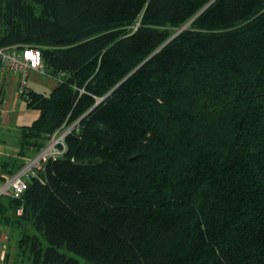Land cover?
Returning a JSON list of instances; mask_svg holds the SVG:
<instances>
[{
	"label": "trees",
	"instance_id": "16d2710c",
	"mask_svg": "<svg viewBox=\"0 0 264 264\" xmlns=\"http://www.w3.org/2000/svg\"><path fill=\"white\" fill-rule=\"evenodd\" d=\"M0 21V44L40 47L59 81L22 96L40 114L6 175L80 119L21 197H0L18 255L264 264V0H0Z\"/></svg>",
	"mask_w": 264,
	"mask_h": 264
},
{
	"label": "built area",
	"instance_id": "2783aa9c",
	"mask_svg": "<svg viewBox=\"0 0 264 264\" xmlns=\"http://www.w3.org/2000/svg\"><path fill=\"white\" fill-rule=\"evenodd\" d=\"M1 31V21H0ZM0 68L16 73L20 77V95H26L28 77L32 70L45 71L42 49L38 46H4L0 44ZM0 99V111H3ZM80 119L64 123L46 139L45 145L28 157L15 173L5 176L0 186V197H21L27 188L28 180L39 176L49 159L63 156L67 150L66 137L73 130H78ZM21 212V209H19Z\"/></svg>",
	"mask_w": 264,
	"mask_h": 264
},
{
	"label": "rangeland",
	"instance_id": "374dc122",
	"mask_svg": "<svg viewBox=\"0 0 264 264\" xmlns=\"http://www.w3.org/2000/svg\"><path fill=\"white\" fill-rule=\"evenodd\" d=\"M191 21L187 22L184 26L190 24ZM135 25L134 27H136ZM182 28H175L174 34L178 33ZM58 79L47 74L45 71L40 70H32L28 77V85L37 91L49 94L54 87L58 84ZM5 87L0 86V99L2 101L3 111H0V164L7 159V157L11 153H15L19 148V137H20V126L23 124L32 123L40 114L39 109L30 108L27 106L25 100L20 96V87L15 86L11 90V106H8V102L6 101V90L3 91ZM7 91L8 88H7ZM9 92H7V95ZM32 156V155H31ZM30 156V157H31ZM0 172H4L0 167ZM7 174L6 176H8ZM2 182H0L1 186ZM18 213V212H17ZM21 230L24 233V228H16L17 233L11 236L10 247L8 246L10 251V255L8 259H4L0 262V264H31L29 260L27 252H20L18 255L17 243L18 239L21 235ZM15 231V232H16ZM28 231H32L30 228ZM22 233V234H23ZM62 251L65 253L77 257L81 264H93L89 263L84 257L76 254L75 252L69 250L68 248H62ZM6 260V261H5Z\"/></svg>",
	"mask_w": 264,
	"mask_h": 264
},
{
	"label": "crops",
	"instance_id": "0c3cea01",
	"mask_svg": "<svg viewBox=\"0 0 264 264\" xmlns=\"http://www.w3.org/2000/svg\"><path fill=\"white\" fill-rule=\"evenodd\" d=\"M1 85L5 87L3 91L6 90V101L8 102V106L10 107L11 106V93H12L11 90L15 88V86L20 87V77L16 73H12L3 68H0V86ZM28 87L30 86L28 85ZM7 88L9 91H7ZM7 92H9L8 95H7ZM10 155H13V153H11ZM0 167H1V164H0ZM3 176H6V173L0 172V177H3ZM16 228L18 227H15L12 225H5L0 222V262L6 258L8 259V256L10 255L9 253L11 249H9L8 246L10 247L9 242L11 240V236L17 233Z\"/></svg>",
	"mask_w": 264,
	"mask_h": 264
},
{
	"label": "water",
	"instance_id": "95a60500",
	"mask_svg": "<svg viewBox=\"0 0 264 264\" xmlns=\"http://www.w3.org/2000/svg\"><path fill=\"white\" fill-rule=\"evenodd\" d=\"M113 90H114V89H113ZM113 90H112V91H113ZM105 97H106V96H104L103 98H101V99H100V100H99V101L93 106V108H94L95 106H97L101 101H103V100L105 99ZM93 108H92V109H93ZM92 109H91V110H92ZM91 110H89L88 113H89ZM104 129H105V127H104Z\"/></svg>",
	"mask_w": 264,
	"mask_h": 264
}]
</instances>
